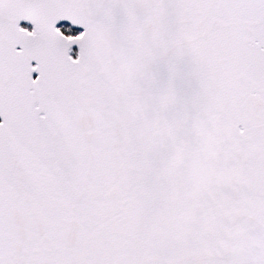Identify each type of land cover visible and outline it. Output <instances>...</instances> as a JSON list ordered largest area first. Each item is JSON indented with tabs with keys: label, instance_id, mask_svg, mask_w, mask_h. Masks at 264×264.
<instances>
[{
	"label": "snow or ice",
	"instance_id": "6c2138e0",
	"mask_svg": "<svg viewBox=\"0 0 264 264\" xmlns=\"http://www.w3.org/2000/svg\"><path fill=\"white\" fill-rule=\"evenodd\" d=\"M0 264H264V0H0Z\"/></svg>",
	"mask_w": 264,
	"mask_h": 264
}]
</instances>
